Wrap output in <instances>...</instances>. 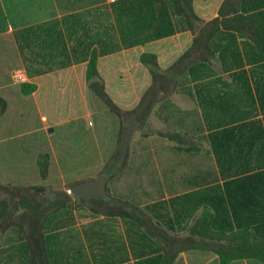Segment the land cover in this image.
Segmentation results:
<instances>
[{
	"label": "trees",
	"instance_id": "1",
	"mask_svg": "<svg viewBox=\"0 0 264 264\" xmlns=\"http://www.w3.org/2000/svg\"><path fill=\"white\" fill-rule=\"evenodd\" d=\"M43 1L67 11L1 35L0 40L9 43L4 49L9 61H0V93L10 87L29 95L43 76L81 68L118 122L115 148L101 174L114 177L131 167V127L146 122L154 107H167L169 94L180 89L202 111L205 126L199 125L195 133L208 140L213 168L225 180L171 193L168 199L156 194L141 201L134 192L77 198L94 204L83 209V218L91 220L80 229L76 211L68 207L73 197L66 190L57 202L35 184H0V264H73L74 239L80 261L88 249L95 264H172L180 251L192 249L217 254L219 264L239 259L264 264V123L255 107L258 104L264 122V0H224L218 16L201 26L188 50L164 69L156 57L141 53L138 61L149 66L150 83L132 110H122L126 105L104 94L103 59L172 34L173 18L191 29L202 23L193 0ZM215 58L221 72L233 74L231 82L218 77ZM14 69L24 70L30 82L11 86L9 71ZM186 75L190 85L183 87ZM0 103L5 105V99L0 97ZM232 123L237 125L225 127ZM160 134L176 138L177 145L182 143L177 139L195 135L192 129ZM90 179L76 177L65 184L68 188ZM15 194L24 198L14 203ZM199 210L200 221L215 238L167 234L185 231ZM61 236L69 243L63 244Z\"/></svg>",
	"mask_w": 264,
	"mask_h": 264
},
{
	"label": "rangeland",
	"instance_id": "2",
	"mask_svg": "<svg viewBox=\"0 0 264 264\" xmlns=\"http://www.w3.org/2000/svg\"><path fill=\"white\" fill-rule=\"evenodd\" d=\"M228 10L226 8V12ZM61 11L67 9L61 8V5L57 8L45 4L43 0H0V31L45 21ZM144 49L145 53L154 57L157 54L161 62L177 52L174 43L167 42ZM140 54L141 50L137 49L122 59L118 56L103 59L101 81L104 94L115 103L126 105L120 107L122 110L134 109L150 83V68L138 61ZM212 63L220 71L217 58ZM84 78L81 68L72 67L43 76L32 94H22L20 89L10 87L7 92L0 93V97L6 101L5 105L0 103V184L11 187L35 184L41 187L45 195L59 202L62 200L60 193L67 189V179L92 177L89 180L92 181L104 172V163L115 148L118 122L105 101L91 90L90 83ZM26 82H30V79L24 70L12 73L11 86L18 87ZM181 85H190L189 78L183 77ZM170 98L189 99L180 89L172 91L167 99ZM161 101L165 104V100ZM160 108H164V105ZM160 108L153 109L140 127H131L134 129L131 167L123 174L108 177V195L134 192L141 201L150 197L154 199L158 188L163 191L169 189L166 185L169 177L158 175L160 169L188 170L211 165L203 152L192 156L181 151L174 153L172 146L176 144V138H160L164 130L171 132L182 128L176 122L163 125L162 118L167 113L163 110L159 112ZM141 116L137 114L138 118ZM190 125L195 135L183 141L177 139L182 142L178 144L181 149L182 146H191L189 141L198 136L195 133L198 125L192 121ZM181 177L177 174L176 179ZM163 180L165 187L159 182ZM147 193L150 195L146 196ZM22 198L23 195L15 194L12 202L16 203ZM91 205L94 204L77 198L68 202V207L74 208L80 221L86 219L83 218V209ZM202 213L199 210L194 215L185 231L167 234L173 237L194 235L197 239L205 240L215 238L207 225L200 221ZM64 239L67 241V237ZM223 241L229 243L231 238H224Z\"/></svg>",
	"mask_w": 264,
	"mask_h": 264
},
{
	"label": "crops",
	"instance_id": "3",
	"mask_svg": "<svg viewBox=\"0 0 264 264\" xmlns=\"http://www.w3.org/2000/svg\"><path fill=\"white\" fill-rule=\"evenodd\" d=\"M104 1L109 3V2L116 1V0H104ZM223 2L224 0H193V11L202 23L194 24V27L191 29V28H188L185 24H181L177 18H173L174 23H173V33L172 34L166 37H162L160 39L153 40L143 46H137L129 50H123L121 53H118L114 56H118L120 57V59H122L123 57L129 56V53H132L137 49H140L141 53H143L145 51L144 48H147L150 46L152 47L159 46L160 44H164L166 42L169 44L174 43V47L177 50V52L173 55H170L164 61L161 62L159 60V57H157V54L155 53L157 60H159L158 61L159 65H163L164 63H167L163 65L162 67L160 66L162 69H164L168 67L170 64H172L174 61H176V59L181 54H183L186 50H188V48L192 44L193 38L198 33L201 26H203L207 21H210L211 19L218 16L219 8ZM57 15H60V13H58ZM29 25H32V24H29ZM18 28L19 27H16L14 30H5L2 32L0 31V37L1 35H4V34L5 35L10 34ZM164 47L165 45L163 46V48ZM5 48L6 49L9 48V43L7 41L0 40V61L2 59L9 61L8 60L9 54L4 50ZM114 56H109L107 58L114 57ZM17 70H22V69H14L12 71H9L10 78H11L12 73ZM217 75L218 77L224 78L228 80V82H231V78H232L231 76L233 74L228 73V72L226 73L221 72V67H220V71H217ZM186 77L189 78L188 75H186ZM1 78L3 77L1 76V72H0V79ZM248 78L251 80V74H248ZM185 97L189 98L187 95H185ZM160 106L162 105L156 106L154 108V111L157 110L156 109L157 107L160 108ZM255 107H257V112L259 113L258 117L261 119V122L263 124L264 123L262 120L263 115L260 114L261 109L259 108L258 104H256ZM160 110H163L165 113H167V116H164L162 118V122L164 123L163 125H166L167 123L171 124L172 122H176L182 127L180 129L183 131L192 129V125H190L191 121L195 122V124H197L198 126L200 125V127L202 128L203 126H205V121L203 118L202 111L191 98L185 99V100L184 99L175 100V99L170 98L168 101L167 107H164L162 109L160 108L159 112ZM250 121L252 120H246L244 122H250ZM235 125H237V123H232L230 125H226L225 127H233ZM166 131L167 130H164V132ZM160 136H161L160 138H162L161 134ZM198 136H196L195 140H191L192 143H195L193 146L192 145L188 147L182 146V149H181L180 147H178L177 144H174L172 146V151L174 153L181 151L183 152V154L187 156H192L194 154L203 152L205 158L211 161V165L207 166L206 168L200 167L197 169L191 168L188 170L186 168L182 170L171 169V170H166V171L164 169L162 170L160 169V172L158 173V175L160 176L166 175L167 177H169L166 183L169 189L168 191L166 190L163 191L161 188H158L157 189L158 193L156 192L157 196H161L162 199H168L171 196V193L175 194L176 192L190 191L193 187L195 188L204 187L209 182H216V183L224 182L225 179L222 178L220 170L218 168H213V164H214L213 157L210 154V145H209L208 140L204 139L203 134L201 133ZM177 174L182 175V177L179 180L176 179ZM159 182L161 183L162 186L165 187V185L163 184L164 180L159 181ZM102 218L103 217H100V219ZM90 220L91 218H86L80 221V219L78 218V222H77L78 229H80L81 224H84ZM80 238H82V241L85 243V239L82 234L80 235ZM60 240L63 241V244H65V242L69 243L68 237H67V241H65L64 237L61 236ZM74 243H75V239L72 240L73 246L71 249L72 257H73V264H95L91 258V253L88 249H86V252H85L87 254L86 258H83V261H80L79 256H78V249L74 246L75 245ZM172 264H219V258L217 254L210 252V251H206V250H198V249L184 250V251H180L177 254ZM230 264H263V263L256 259H239V260H235L231 262Z\"/></svg>",
	"mask_w": 264,
	"mask_h": 264
},
{
	"label": "water",
	"instance_id": "4",
	"mask_svg": "<svg viewBox=\"0 0 264 264\" xmlns=\"http://www.w3.org/2000/svg\"><path fill=\"white\" fill-rule=\"evenodd\" d=\"M108 176L103 174L91 182H84L68 187L66 192L73 198H98L107 199L106 183Z\"/></svg>",
	"mask_w": 264,
	"mask_h": 264
}]
</instances>
